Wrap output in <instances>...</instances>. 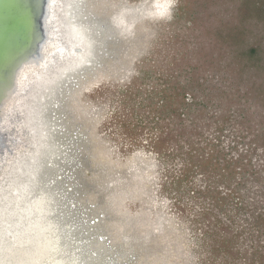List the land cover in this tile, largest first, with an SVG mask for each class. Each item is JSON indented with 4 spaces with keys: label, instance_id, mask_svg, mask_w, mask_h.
<instances>
[{
    "label": "rangeland",
    "instance_id": "374dc122",
    "mask_svg": "<svg viewBox=\"0 0 264 264\" xmlns=\"http://www.w3.org/2000/svg\"><path fill=\"white\" fill-rule=\"evenodd\" d=\"M84 1L101 48L54 112L57 217L90 264H264V0H179L163 23Z\"/></svg>",
    "mask_w": 264,
    "mask_h": 264
},
{
    "label": "water",
    "instance_id": "95a60500",
    "mask_svg": "<svg viewBox=\"0 0 264 264\" xmlns=\"http://www.w3.org/2000/svg\"><path fill=\"white\" fill-rule=\"evenodd\" d=\"M83 2L0 0V260L19 252L27 260L21 264H89L88 242H76L70 223L57 217L65 198L57 199L49 183L65 149L54 113L62 87L99 52L94 30L96 40L81 29L92 26Z\"/></svg>",
    "mask_w": 264,
    "mask_h": 264
},
{
    "label": "clouds",
    "instance_id": "9594fccd",
    "mask_svg": "<svg viewBox=\"0 0 264 264\" xmlns=\"http://www.w3.org/2000/svg\"><path fill=\"white\" fill-rule=\"evenodd\" d=\"M179 0H150V5L145 10L144 19L152 23L170 22L178 6ZM129 9H120L111 18L113 28L121 36H131L137 27V22L130 20Z\"/></svg>",
    "mask_w": 264,
    "mask_h": 264
},
{
    "label": "bare ground",
    "instance_id": "6f19581e",
    "mask_svg": "<svg viewBox=\"0 0 264 264\" xmlns=\"http://www.w3.org/2000/svg\"><path fill=\"white\" fill-rule=\"evenodd\" d=\"M68 12H70V11H68ZM69 16H71L70 14H69ZM75 16V18H76V15H74ZM72 18V17H71ZM69 20H70V18H69ZM71 22H74V21H71ZM74 24V23H73ZM65 25V24H64ZM90 25H92L91 27L89 26V27H87V26H79V27H81V29L82 28H84L85 30H86V34H87V37H88V39H95L94 38V36L92 35V33H91V29H93L94 30V33H95V26H93V23L91 24L90 23ZM95 27V28H94ZM71 29H73L72 31L74 32V33H77V29H76V27H71ZM76 31V32H75ZM93 36V37H92ZM96 40V39H95ZM94 44H95V50H98V49H100L101 48V45H100V43H101V41H92ZM96 52V51H95ZM60 63V62H59ZM16 104V103H15ZM51 173V172H50ZM49 175V174H48ZM2 181V180H1ZM0 181V182H1ZM31 204V203H30ZM30 204L28 203V201H26V203L24 204V208H28L29 206H30ZM22 206L20 205L19 207H18V209L16 210V212L18 213V211L20 210L19 208H21ZM11 211H13L12 209H11ZM10 219H8V221H9ZM37 243V241H31V244H32V247L31 248H36L37 247V245L38 244H36ZM36 251H38L37 249H35ZM39 252V251H38ZM19 252H17L16 253V255L15 254H13V255H11V254H9V255H7V254H5V255H2V259L3 260H0V263L1 264H21L23 261H25V262H27V260H23V257L22 256H19ZM30 255H32L31 253H30ZM16 256V257H15ZM32 257H34V258H36V255H32ZM84 257H85V255H84ZM37 259V258H36ZM79 259V258H78ZM84 259L85 258H82V260L84 261ZM86 261L90 264V262H89V260L86 258ZM29 264H32L33 263V260H31L30 261V259H29ZM102 264V263H101Z\"/></svg>",
    "mask_w": 264,
    "mask_h": 264
},
{
    "label": "trees",
    "instance_id": "16d2710c",
    "mask_svg": "<svg viewBox=\"0 0 264 264\" xmlns=\"http://www.w3.org/2000/svg\"><path fill=\"white\" fill-rule=\"evenodd\" d=\"M257 11H261L262 12V14L261 13H258V16H259V19H264V15H263V13H264V11H263V9H257L255 12H257ZM230 176V181L231 182H235V179H236V175H237V173H236V171H232V173H230L229 174ZM241 184L240 183H237L236 184V186L237 187H239ZM228 190H229V188H227ZM233 194H231V192L229 191V193L227 192L226 194H225V198L224 199H221V198H219V197H215V198H219L218 200L220 201H226V202H230V201H234V200H232L233 198ZM238 204V203H237ZM219 222H221V221H219ZM222 230H223V236H227V232H231V230H232V227L230 226V225H227V226H223L222 227Z\"/></svg>",
    "mask_w": 264,
    "mask_h": 264
}]
</instances>
